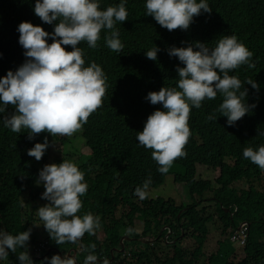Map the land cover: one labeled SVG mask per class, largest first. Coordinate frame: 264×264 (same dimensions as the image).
<instances>
[{
  "label": "trees",
  "instance_id": "trees-1",
  "mask_svg": "<svg viewBox=\"0 0 264 264\" xmlns=\"http://www.w3.org/2000/svg\"><path fill=\"white\" fill-rule=\"evenodd\" d=\"M35 2L0 0V77L8 71L15 72L27 59L19 44L21 22L40 26L50 34L54 31L57 22L47 24L37 17ZM98 2L100 9L105 10L121 0ZM207 3L211 13L202 11L187 30L169 31L146 15V0H126L128 19L115 26L124 45L121 52L107 47L104 36L109 34L108 30L101 32L95 49L86 42L79 45L84 51V66L92 62L99 65L108 85L102 106L72 135L80 138L86 153L72 145V136L53 137L44 132L30 140L26 129L13 133L4 126L3 118L14 114L15 107L8 105L0 113V229L16 235L40 221L32 203L44 192L43 183L37 182L39 171L49 158L52 144L58 142L71 146L69 151L63 150V155L58 152L55 162L70 161V157L77 155L74 164L84 173L83 182L88 185L87 192L80 197L83 206L77 215L91 213L99 217L100 223L94 235L85 233L76 243L57 245L46 230L43 239L30 236L26 249L9 251L8 258L0 260V264H20V251H27L33 264H49L53 255L64 258L70 250L72 256L73 249L76 264H84L89 252L98 261L106 258L109 264H197L208 234L207 223L214 216L221 222V232L229 230V234L218 241V248L203 264H264V171L243 157L246 147L256 149L264 145V135L260 134L264 133V0H207ZM225 35H235L253 53L250 63L254 67L242 65L229 75L237 76L242 83L251 79L258 84V90L250 84L243 85L247 89L245 103L255 107L233 126L218 111L223 101L220 93L214 100L205 99L199 109L192 107L188 122L191 135L184 148L187 155L177 158L168 173L162 174L152 159V150L136 139L147 117L155 110H164L161 104L152 105L146 99L147 94L177 85L176 68L184 65L177 57L168 55L169 48L194 47L195 42L214 48ZM47 42L52 43L51 36ZM63 47L72 50L71 46ZM154 47L160 49L155 61L145 54ZM209 116L216 119L209 120ZM45 138L49 146L37 161L27 152ZM198 164L212 169L213 182L196 179ZM167 174H172L176 185L181 186L179 203L173 198L148 195L141 200L134 195L136 187H142L149 177L148 189L162 185ZM238 181L246 186L237 187L234 183ZM206 192L210 195L206 196ZM206 201L213 202V211L207 210ZM242 221L246 223L243 226L246 238L235 249L229 235ZM123 235L127 238L121 240ZM182 236L193 238L194 247L188 251L180 247ZM90 244H95L94 251H84ZM237 250L243 253L242 257L238 258Z\"/></svg>",
  "mask_w": 264,
  "mask_h": 264
},
{
  "label": "clouds",
  "instance_id": "clouds-1",
  "mask_svg": "<svg viewBox=\"0 0 264 264\" xmlns=\"http://www.w3.org/2000/svg\"><path fill=\"white\" fill-rule=\"evenodd\" d=\"M125 5L126 0H121L118 5L101 10L98 0H36L35 15L44 23H57L51 34L30 22L18 25L19 44L25 49L27 59L15 72L8 71L6 76L0 77V113H4L8 105L16 109L14 114L3 118L6 128L13 133L26 129L31 140L44 132L53 137L72 136L87 123L89 116L102 106L108 85L99 65L92 62L84 66V51L79 45L86 42L89 48L95 49L101 32L108 30L109 34L104 36L107 47L121 52L124 45L115 26L128 19ZM145 8L146 15L169 31L187 30L194 17L202 11H212L207 0H146ZM49 36L51 44L47 42ZM63 46H71L72 50L66 51ZM194 47L168 49V55L177 57L184 67L176 68L179 77L176 87H161L158 92L147 94L146 99L152 105L161 104L164 110L151 113L143 130L137 132V141L152 150V159L162 174L168 173L177 158L187 155L184 148L191 135L188 122L192 107L199 109L205 99L214 100L220 93L223 101L218 111L227 117L229 126L255 107L245 103L247 89L243 85L247 83L258 90V84L251 79L242 83L237 76L229 75L242 65L254 67L250 63L253 53L238 42L235 35L222 36L214 48L201 42H195ZM159 50L154 47L145 54L155 61ZM48 146L45 138L27 154L40 161ZM243 157L264 171V145L256 149L246 147ZM83 181L84 173L68 160L47 164L39 171L37 182H42L44 187L41 198L49 203L39 207L37 215L57 245L76 243L85 233L94 235L100 228L99 217L91 213L77 215L83 206L80 197L88 189ZM150 184L151 177L142 187H136L134 195L146 199ZM30 234L31 229L16 235L0 229V260H6L9 251L16 253L18 249H26ZM95 247L90 244L83 250L94 251ZM18 260L20 264H33L27 251H20ZM49 264H76V260L73 256L53 255ZM84 264H109V261L106 258L98 261L97 256L89 252Z\"/></svg>",
  "mask_w": 264,
  "mask_h": 264
},
{
  "label": "rangeland",
  "instance_id": "rangeland-1",
  "mask_svg": "<svg viewBox=\"0 0 264 264\" xmlns=\"http://www.w3.org/2000/svg\"><path fill=\"white\" fill-rule=\"evenodd\" d=\"M67 137H69V136H67ZM79 139L80 138H78V137H75V138L73 137L72 138V145L74 147L78 146V150L80 152H82V154L86 153L87 150L83 147V143ZM70 146H71L70 143L60 145V143L58 142V143L52 144V147H51V150L49 153V158L46 161L45 165L52 164V163L57 164L55 162L56 154L59 152L60 155H63L64 154L63 150L69 151ZM58 147H60L61 150H58L57 149ZM76 158H77V155L72 156V157H70V161L74 163L76 161ZM195 177H196V179H208L209 181L213 182L215 174L211 168H209L205 165L198 164V165H196ZM176 184L177 183L174 182L172 174H168L165 177L164 183L162 185L155 187V188L148 189V195L150 197L159 196V197H162L164 199L173 198V199H175V201L177 203H179L182 199L181 186L176 185ZM234 184L237 187L246 186V184H244L242 181L241 182L240 181L235 182ZM37 187L41 188L42 185H38ZM176 189L180 192V194H178ZM205 195L206 196L210 195V193L206 192ZM39 196H40V194L32 202L33 204L36 205L35 209H33L35 215H37V209L39 207L44 206V204L48 203V201H47V203H44V200L42 198H39ZM204 204L208 205L207 210L213 211L214 204L212 201H206V202H204ZM42 223H43V221L40 220L38 222L30 224V229H31L30 236H35L36 238H38V240L45 238V228H44ZM139 224L140 223L137 222V228H138ZM207 226H208V234H207V236L203 242L202 254L199 257L197 264L206 263L207 257L211 253H214L216 251V249L218 248V241H220L221 239H223L225 237H228V234H229V230L226 233L221 232L222 231L221 222L217 216H214L213 219L207 223ZM230 243H231V246L234 247L235 249L239 246V245L235 244L234 242H230ZM179 245H180V247H182L188 251L194 247L195 241L191 237L182 236L181 241L179 242ZM235 253L238 256V258L243 256V253L240 250H237Z\"/></svg>",
  "mask_w": 264,
  "mask_h": 264
},
{
  "label": "built area",
  "instance_id": "built-area-1",
  "mask_svg": "<svg viewBox=\"0 0 264 264\" xmlns=\"http://www.w3.org/2000/svg\"><path fill=\"white\" fill-rule=\"evenodd\" d=\"M244 225V223H241L238 228H236L233 232L230 233L229 240L231 242H234L237 245H242L244 243L246 238L245 230L243 228ZM34 249L36 248L34 247Z\"/></svg>",
  "mask_w": 264,
  "mask_h": 264
},
{
  "label": "water",
  "instance_id": "water-1",
  "mask_svg": "<svg viewBox=\"0 0 264 264\" xmlns=\"http://www.w3.org/2000/svg\"><path fill=\"white\" fill-rule=\"evenodd\" d=\"M181 234H182V232H181ZM125 238H127V236H126V235H123V236L121 237V240H122V239H125ZM121 240H120V241H121ZM121 249H122V248H120V250H121ZM69 252H70V250L68 251L67 256H69ZM72 256L75 257V250H74V249H73V252H72Z\"/></svg>",
  "mask_w": 264,
  "mask_h": 264
}]
</instances>
